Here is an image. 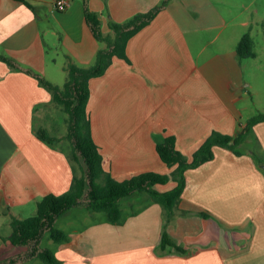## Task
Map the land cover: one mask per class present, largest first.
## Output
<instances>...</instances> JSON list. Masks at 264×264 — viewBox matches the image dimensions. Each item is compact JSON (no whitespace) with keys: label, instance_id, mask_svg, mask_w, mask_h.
Returning <instances> with one entry per match:
<instances>
[{"label":"crops","instance_id":"1","mask_svg":"<svg viewBox=\"0 0 264 264\" xmlns=\"http://www.w3.org/2000/svg\"><path fill=\"white\" fill-rule=\"evenodd\" d=\"M25 1L0 0V54L54 84H60L68 61L92 63L104 44L86 23L83 0H69L65 10L54 9L55 0ZM159 1L87 4L109 34L111 22L124 21ZM224 1L170 0L130 37L127 59L114 57L103 75L90 79L92 136L104 169L116 179L149 170L170 173L172 167L156 151V141L165 136H174L176 147L190 157L213 129L232 135L241 130L238 101L248 83L236 45L244 32L231 28L220 39L229 21H236L219 8ZM239 2L246 6L247 0ZM237 25L251 31L250 19ZM210 44L216 45L215 51L204 54ZM62 125L63 113L50 91L35 76L0 59V260L25 249L3 239L11 232V216L32 215L41 197L65 192L71 185L65 132L57 133ZM39 127L60 140L50 144L40 139ZM253 130L264 149V121ZM213 150L211 160L186 170L176 213L165 226L185 251L160 248L164 211L160 203L151 202L120 224L101 216L89 222L92 213L86 209L73 214L69 240L57 243L62 264H264L263 168L244 153L238 156L219 146ZM172 182L157 188L169 189Z\"/></svg>","mask_w":264,"mask_h":264},{"label":"trees","instance_id":"2","mask_svg":"<svg viewBox=\"0 0 264 264\" xmlns=\"http://www.w3.org/2000/svg\"><path fill=\"white\" fill-rule=\"evenodd\" d=\"M169 1L161 0L148 10L137 12L124 21L111 22L112 33L105 34L98 14L89 8L87 0H83L86 23L94 37L104 45L98 48L93 63L88 66L68 61L65 66L66 78L62 85L54 84L33 69L0 54V59L6 61L12 68L22 69L35 76L39 83L50 91L51 101L63 113V123L66 128L63 135L66 142L64 153L71 164L73 174L69 189L60 194L48 193L41 197L32 215L11 216V232L3 239L13 245L26 246V249L0 260V264L27 263L35 260L42 264H62L56 252L42 245L41 241L46 232L58 244L68 241V232L58 227L56 222L62 214L76 206H83L92 215H103L100 218L105 221L120 224L125 221L126 216L139 212L148 203H160L165 221L160 248L166 250L169 246L183 252L185 249L173 240L165 226L176 213L175 208L186 186V170L211 160L214 157L215 146L227 148L238 156L242 155L243 152L239 150V147L250 137H253L251 140L255 142L253 149H258L254 151V161L257 165L264 162V157L261 155L263 153L260 151L262 146L253 130L256 123L264 121V112H260L248 118L235 135L213 129L190 157L176 147L175 138L172 135L156 141L159 157L167 166L172 167L170 173L149 170L119 180L104 169L103 156L92 136L88 111L90 79L103 75L114 57L127 59L126 45L130 37L150 23ZM253 45L254 40L250 32L243 33L236 45L238 56L240 58L255 57ZM36 135L50 144L60 140V137L52 135L43 127L36 129ZM169 181L175 182L173 187L166 190L157 188ZM134 193L139 194L142 202H147L139 208L131 207L126 210L120 200L123 197H131ZM125 210L131 213H126ZM187 213L182 211L184 215Z\"/></svg>","mask_w":264,"mask_h":264},{"label":"rangeland","instance_id":"3","mask_svg":"<svg viewBox=\"0 0 264 264\" xmlns=\"http://www.w3.org/2000/svg\"><path fill=\"white\" fill-rule=\"evenodd\" d=\"M219 8L225 13L228 19L234 18L236 20L235 22L229 21L228 23L229 25L224 30L225 32H222L220 39L227 32H231V28H238L237 31L239 32L241 31L240 33H242V31L244 33L249 31L250 30L249 27L245 29L244 26L237 25L241 19H250L252 25L251 31L249 32L254 40L253 49L255 52L258 53V57L241 58L244 69L245 83H248V85L246 88L247 91L243 95V97L238 101V105L243 109V116L241 118V121L245 122L248 118L256 115L257 113L264 112V0H247L246 6L242 5V3L239 2V0H225L224 3H219ZM210 34H212V32L205 33L204 40H206ZM237 39L238 38H235V42L237 41ZM215 49H216V45L210 44L205 49L204 54H209L215 51ZM65 78H66V72L61 71V78L59 79L58 82L62 84ZM57 121L60 124V122L62 121L61 115L58 116ZM64 132H65V127L64 125H62L61 131L57 133L60 136ZM252 138L253 137H250L249 139L245 140L244 143L239 147V150H241L244 154L248 155L251 159L254 160V151L255 150L258 151V149H253L255 147V142L251 140ZM260 151L261 153H263L261 155L264 157V149L262 148L260 149ZM254 163L256 164V162ZM260 167L261 169L263 168L262 171L264 172V162L260 164ZM172 183L175 182L173 181ZM158 189L165 190L167 188L165 189L158 188ZM140 200L141 198L139 197V194L134 193V195L131 197L121 198L120 203L126 210H129V208L131 207L139 208L138 206L141 205ZM86 210L83 206H76L74 208H71L69 209V211H66V213L62 214L58 218L56 225L58 227L60 226V228L63 227L62 229L68 232L69 230H71L72 227L71 223H74L72 222L73 214L87 212ZM126 210H125L126 213H131V211H126ZM132 213H134V211H132ZM99 216H101V214L100 215L96 214V216L90 214V217L87 218V220H89V222H93L97 218H99ZM64 219H66L65 222ZM75 222L76 224L80 223L77 221ZM41 243L44 246L50 247L55 252L56 250H58L57 248L58 244L48 236L47 232L44 234ZM23 247H25L26 249V246Z\"/></svg>","mask_w":264,"mask_h":264},{"label":"built area","instance_id":"4","mask_svg":"<svg viewBox=\"0 0 264 264\" xmlns=\"http://www.w3.org/2000/svg\"><path fill=\"white\" fill-rule=\"evenodd\" d=\"M69 4V0H55L54 9L56 10H65Z\"/></svg>","mask_w":264,"mask_h":264}]
</instances>
